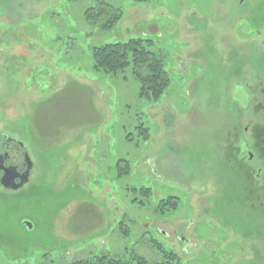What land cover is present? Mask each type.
Wrapping results in <instances>:
<instances>
[{
  "label": "rangeland",
  "instance_id": "1",
  "mask_svg": "<svg viewBox=\"0 0 264 264\" xmlns=\"http://www.w3.org/2000/svg\"><path fill=\"white\" fill-rule=\"evenodd\" d=\"M102 1L123 11L112 30L85 22ZM139 36L172 76L158 101L129 71H94L92 48ZM0 134L35 162L22 190L0 188V264L159 263L157 244L183 264H264V0H0Z\"/></svg>",
  "mask_w": 264,
  "mask_h": 264
},
{
  "label": "trees",
  "instance_id": "2",
  "mask_svg": "<svg viewBox=\"0 0 264 264\" xmlns=\"http://www.w3.org/2000/svg\"><path fill=\"white\" fill-rule=\"evenodd\" d=\"M136 4H146L155 0H133ZM123 18L121 8L110 6L104 1L97 7L89 8L85 13V22L90 28H99L105 31L116 28ZM156 42L146 36L131 37L125 42H115L101 47H94L91 50V58L94 63L96 74L111 78L127 79L124 74L129 73L140 83V97L146 100L158 101L172 86L171 73L165 67V58L162 51L157 48ZM235 89V100L243 103L244 109L248 107L246 99H249L245 88L237 85ZM242 89V90H241ZM241 157L249 155L250 149L245 139L241 143ZM259 149V155L256 156L260 168H258L257 180L264 174V137L256 146ZM258 151V150H256ZM251 157V155H249ZM255 158V156H254ZM124 165V166H122ZM118 172L122 174L131 170V164L127 161L119 162ZM261 173H260V171ZM263 186V185H262ZM264 189V187H263ZM151 188H142V194L153 201L155 198ZM157 199V198H156ZM155 199V202L157 200ZM178 200L174 197L160 200L158 209L165 213L167 209L178 207ZM144 205V201L138 202ZM153 247L156 248V241L150 240ZM163 258L162 262L151 263L146 257L134 253L127 259H120L109 252H101L89 256L86 260L75 264H183L181 258L175 250H166L163 246L157 244Z\"/></svg>",
  "mask_w": 264,
  "mask_h": 264
},
{
  "label": "flooded vegetation",
  "instance_id": "3",
  "mask_svg": "<svg viewBox=\"0 0 264 264\" xmlns=\"http://www.w3.org/2000/svg\"><path fill=\"white\" fill-rule=\"evenodd\" d=\"M22 143L24 144V142L19 141L14 135L0 134V188L4 191L15 192L5 190L1 185L2 180L5 178L6 169H15L18 173L17 175H24L28 170L29 163L26 160V154L28 153L31 159L32 156L29 149ZM20 182L21 178L18 177L16 183L20 184Z\"/></svg>",
  "mask_w": 264,
  "mask_h": 264
},
{
  "label": "water",
  "instance_id": "4",
  "mask_svg": "<svg viewBox=\"0 0 264 264\" xmlns=\"http://www.w3.org/2000/svg\"><path fill=\"white\" fill-rule=\"evenodd\" d=\"M252 158H253V155L251 154V159ZM26 160L29 164H28V170L24 175H17L18 173L15 169L5 170V178L1 182V185L4 187L5 190L16 192L22 189L24 186H26L30 182L31 172L33 171V168H34V162L28 153L26 154ZM18 177L21 178L20 184L16 183V180ZM26 225L28 226L29 229H32L31 223L26 222Z\"/></svg>",
  "mask_w": 264,
  "mask_h": 264
}]
</instances>
